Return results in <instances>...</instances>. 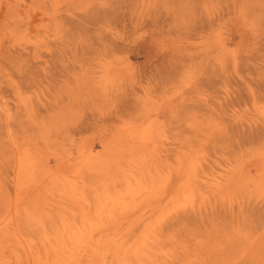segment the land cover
Listing matches in <instances>:
<instances>
[{"label": "rangeland", "instance_id": "rangeland-1", "mask_svg": "<svg viewBox=\"0 0 264 264\" xmlns=\"http://www.w3.org/2000/svg\"><path fill=\"white\" fill-rule=\"evenodd\" d=\"M0 264H264V0H0Z\"/></svg>", "mask_w": 264, "mask_h": 264}]
</instances>
